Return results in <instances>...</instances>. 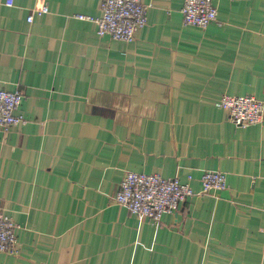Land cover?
Instances as JSON below:
<instances>
[{"label": "crops", "instance_id": "0c3cea01", "mask_svg": "<svg viewBox=\"0 0 264 264\" xmlns=\"http://www.w3.org/2000/svg\"><path fill=\"white\" fill-rule=\"evenodd\" d=\"M141 2L126 42L76 16L98 17L100 0H0V89L21 92L23 117L0 131L18 242L0 264H264V120L236 125L214 105L264 100V0H212L203 28L183 24V0ZM215 170L226 188L201 192ZM126 171L192 194L151 223L113 200Z\"/></svg>", "mask_w": 264, "mask_h": 264}, {"label": "built area", "instance_id": "2783aa9c", "mask_svg": "<svg viewBox=\"0 0 264 264\" xmlns=\"http://www.w3.org/2000/svg\"><path fill=\"white\" fill-rule=\"evenodd\" d=\"M11 6L13 0H4ZM27 21L33 14L47 12V6L29 9ZM100 15L89 17L77 14L81 19H93L96 33L108 35L116 40L132 41L135 31L147 22L146 6L141 0H100ZM185 25L205 27L216 20V7L212 0H183L180 8ZM22 100L19 90L0 89V131H7L23 121L17 114ZM214 105L227 112L229 119L236 125L262 123L264 120V100L251 94H222ZM190 175H187V180ZM201 192L216 193L226 188L225 174L222 171H204L200 175ZM192 194L187 181L180 182L176 177H165L160 173L126 171L113 198L118 205L127 207L131 212L146 216L151 223H158L163 212H175L185 198ZM15 223L11 217L0 210V252L17 253L18 242L14 232Z\"/></svg>", "mask_w": 264, "mask_h": 264}]
</instances>
